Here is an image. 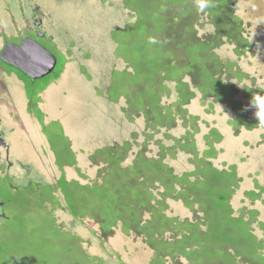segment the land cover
Here are the masks:
<instances>
[{"label": "rangeland", "instance_id": "374dc122", "mask_svg": "<svg viewBox=\"0 0 264 264\" xmlns=\"http://www.w3.org/2000/svg\"><path fill=\"white\" fill-rule=\"evenodd\" d=\"M8 1L10 6L14 4L12 0ZM235 1V13L242 22L244 36L252 46L247 47L244 55L238 56L235 45L224 39L225 44L217 52L223 59L237 62L239 69L247 75L243 81L235 79L232 82L238 90L237 99L252 104L249 107L250 119L257 120L255 112L258 105L254 97H264V0ZM194 2L197 4L198 0ZM135 3L137 7H156L157 0L27 1L31 6L38 4L44 13V29L49 39H44L42 44L58 58L52 74H61L58 78H50L52 80L45 89L35 94L34 83L21 80L17 74V77L15 74L6 75L0 64V123L6 120L4 129L9 145L8 160L14 165L10 173L13 176L21 174L24 178L27 173L17 162H26L28 179L39 184H55L62 174L57 164L61 161L66 164L63 171L67 180L93 184L101 161H98L99 165H92L90 156L105 145L133 140L134 133L136 145L132 146L125 164L132 162L147 141L148 154L157 155L159 140L168 148L165 151L166 162L173 166L176 173L182 174L193 170L197 159L208 148L205 136L216 128L213 131L214 139L221 140L215 142L217 156L210 158V161L220 169L236 166L241 181L230 203L235 215L244 213L249 217V210L258 211L253 227L259 238L264 239L259 226V221L264 222V190L256 200L246 196L248 190L259 192L257 184L264 188V121H259L252 130L240 124V119L231 124L235 112L212 97L205 98L193 88L195 96L187 105V114L180 112L173 126L158 128L155 133L154 129L146 127L144 116L135 112L137 116L132 114L128 117L124 97H119L116 102L107 99L105 90L109 88L112 71L125 67V63L114 55L117 43L112 33L136 20V11L129 8V4L135 6ZM31 6L24 7L29 16ZM197 11L200 12V22H203L200 27L203 35L211 31L212 26L205 21L202 10ZM18 16L19 10L12 15V19L16 20L12 29L6 21L1 23L0 29L4 32L0 31V50L7 40L18 44L24 36H33L29 28L24 30L23 24L17 22ZM39 82L45 83L44 80ZM168 86L171 90L166 89L165 93L169 92L170 95L164 93L163 97L166 105L174 102L176 97L174 83L168 81ZM247 87L251 93L243 97ZM190 116L197 118L192 120ZM188 130L195 133L193 138L198 156L182 151L179 145L174 146L176 140ZM152 133L155 134L150 138L148 135ZM182 142L187 141L182 139ZM173 152L174 158L171 156ZM4 180V184L6 181L10 183L9 192L13 197L16 192L12 187L20 186L24 179L15 180L6 175ZM28 190L31 192L35 187L31 185ZM52 191L45 188L43 197L48 194V197L57 199L56 194H51ZM35 200L36 207L34 204L24 208L7 207L10 217H17L23 222L11 219L1 228L0 247L4 250L0 259L3 263L13 258L19 264H92L89 256L95 264H150L153 250L134 232L127 234L118 226L103 237L101 226L96 221L89 218L76 220L52 200L43 202L42 209L38 205L40 194ZM59 201L64 204L62 197H59ZM167 202L169 216L180 219L193 216L181 201ZM58 227L63 232L58 231ZM71 234L79 236L82 244ZM167 263L190 264L184 257L177 261L168 259Z\"/></svg>", "mask_w": 264, "mask_h": 264}, {"label": "trees", "instance_id": "16d2710c", "mask_svg": "<svg viewBox=\"0 0 264 264\" xmlns=\"http://www.w3.org/2000/svg\"><path fill=\"white\" fill-rule=\"evenodd\" d=\"M194 1L157 0L156 7L129 4V8L136 11V20L112 33L117 43L114 55L125 63V67L112 71L109 88L105 90L107 99L116 102L119 97H124L128 117L137 116V112L145 117L146 127L156 133L158 128L173 126L180 112L187 114V105L195 96V88L205 98L212 97L235 112L231 124L240 119V124L252 130L261 120L250 119L252 104L237 99L238 90L232 82L235 79L243 81L247 75L239 69L237 62L223 59L217 52L225 44L224 39L235 45L238 56L244 55L247 47L252 46L235 13L237 1L213 0L212 7L202 10L205 21L212 26L211 31L203 35L200 33L203 22H200V12ZM153 39L155 43L151 42ZM0 64L7 74H17L21 80L34 83L35 94L41 93L49 81L61 74L55 72L32 79L1 59ZM42 80L45 83L39 82ZM168 81L174 83L176 97L174 102L166 105L164 93L166 89L171 90ZM243 93V97H248L251 92L247 87ZM190 118L193 120L197 116ZM215 130L205 136L208 148L197 159L193 170L182 174L176 173L166 162L168 148L159 140L157 155L148 154L147 141L132 162L125 164L132 146L136 145L134 133L133 140L105 145L90 156L92 165L101 161L93 184L67 180L63 171L66 164L59 161L62 174L55 184L47 186L53 190L51 194L56 192L62 197L64 204L48 194L42 202L59 203L76 220L89 218L96 221L103 237L118 226L127 234L134 232L153 250L150 264H168V259L177 261L180 257L190 264H264V239L259 238L253 227L258 211L249 210V217L244 213L235 215L230 203L241 181L236 166L220 169L210 161L217 156L215 142L221 140L214 139ZM155 133L148 136L151 138ZM194 134L188 130L174 146L179 145L182 151L198 156ZM171 156L175 157L174 152ZM256 187L259 192L248 190L246 196L255 200L260 198L264 188L258 184ZM168 200L181 201L193 216L184 219L169 216ZM9 202L18 203L22 208L31 205L30 200L23 199L12 198ZM11 219L23 222L17 217ZM259 226L264 235V222L259 221ZM57 229L61 230L60 227ZM71 235L82 244L79 236ZM3 250L0 247V257ZM87 257L95 264L93 258ZM0 264L19 263L11 258L5 263L0 259Z\"/></svg>", "mask_w": 264, "mask_h": 264}, {"label": "flooded vegetation", "instance_id": "af4514ba", "mask_svg": "<svg viewBox=\"0 0 264 264\" xmlns=\"http://www.w3.org/2000/svg\"><path fill=\"white\" fill-rule=\"evenodd\" d=\"M12 1L14 4L10 6V3L8 0H0V26H1L2 22L6 21L9 24V28L12 29L13 26L15 25V21H16V20L12 19V15L14 12L19 10L20 16H18L19 20H17V22L23 24L24 30H26V28H29L31 30V33L33 34V36H31V35H27V36L37 40L41 44L45 41L44 39H49L47 37L48 36L47 31H46V29H44L46 26V20H45L44 13L40 10V6L38 4H34V6L27 4V1H29V0H12ZM17 3H18V6L16 5ZM25 6H28V7L31 6L32 10L29 12L30 16L28 14H26V11H24ZM0 31H1V29H0ZM1 32H4V31L2 30ZM24 37H26V36H24ZM6 43H8V40L3 42V46ZM20 43H18V44H20ZM0 52H1V50H0ZM5 74L9 76V74H7L6 72H5ZM5 125H6V120L4 119L0 123V137H2L4 139V143L0 144V185L3 186L2 188H0V235H1V228H3V224L6 221H9L11 218L7 214V207H9V206L19 207V205H15V204L9 202L10 199L14 198V199H16V201L20 200V199L21 200L22 199L23 200H30L29 204L32 205V204H35L37 202L35 200V198L40 194L41 200L38 203L42 204L43 203L42 198H43V195L45 194L44 189L46 188L48 190L49 188H51L50 186H47L46 183L39 184V182H35V181L28 179L29 178V176H28V170L29 169L25 166L26 162H24V163L19 162V161L17 162V163H19L18 166L23 168V170H24L23 172L27 173V175H25L24 178H22L23 176L21 174L19 176H13L10 173V169L12 167H14V165H13V163L9 162V160H8V158H9V145L5 139V129H4ZM51 147H52V145H51ZM3 164H5V166ZM6 175H7V177H11L15 180L18 178L24 179V180H22L20 186H13L12 187V190L14 192H16L12 198H10L11 195L9 192V187H11L10 183L6 181V184H4V181H5L4 179H6ZM30 182H33L31 185L35 187V190H33L31 192H29V190H28V188L31 187ZM53 194H57V193L53 192ZM56 197H57V199H55V200L58 201L59 197L57 195H56ZM42 209H43V206H42ZM2 240H3V238H2ZM1 244L2 243H0V245Z\"/></svg>", "mask_w": 264, "mask_h": 264}, {"label": "water", "instance_id": "95a60500", "mask_svg": "<svg viewBox=\"0 0 264 264\" xmlns=\"http://www.w3.org/2000/svg\"><path fill=\"white\" fill-rule=\"evenodd\" d=\"M0 59L32 79L51 74L58 64V59L51 50L29 36L23 38L20 44L6 43L0 52ZM3 143L4 139L0 137V144Z\"/></svg>", "mask_w": 264, "mask_h": 264}, {"label": "clouds", "instance_id": "9594fccd", "mask_svg": "<svg viewBox=\"0 0 264 264\" xmlns=\"http://www.w3.org/2000/svg\"><path fill=\"white\" fill-rule=\"evenodd\" d=\"M213 6V0H198L197 7L200 10H204L206 8H210ZM151 42L155 43L153 39ZM256 104L258 105V111L255 112L258 120L264 121V97L256 96L254 97Z\"/></svg>", "mask_w": 264, "mask_h": 264}]
</instances>
